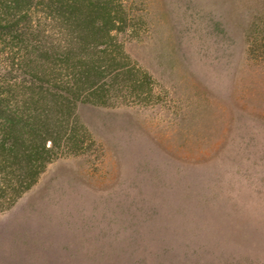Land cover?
<instances>
[{"label":"rangeland","instance_id":"rangeland-1","mask_svg":"<svg viewBox=\"0 0 264 264\" xmlns=\"http://www.w3.org/2000/svg\"><path fill=\"white\" fill-rule=\"evenodd\" d=\"M8 1L2 23L40 6ZM79 1L76 19L104 29L60 42L42 20L38 35L95 67L111 35L125 67H30L50 81L34 104L53 107L58 150L29 189L2 194L0 264H264V0ZM11 61L0 44V74ZM10 160L2 175L19 178Z\"/></svg>","mask_w":264,"mask_h":264},{"label":"trees","instance_id":"trees-1","mask_svg":"<svg viewBox=\"0 0 264 264\" xmlns=\"http://www.w3.org/2000/svg\"><path fill=\"white\" fill-rule=\"evenodd\" d=\"M8 3V7L13 9L15 4H12V0L8 1ZM38 3L39 7L35 6L37 8L34 7L35 9L33 8L29 11L27 9L23 12L15 10L10 18L3 19V23L0 22V44L9 52L12 60V67L6 65L5 72L0 74V179L2 180L3 178L5 180L3 185L0 182V198L2 194L8 192H11V194L13 192L18 196L29 189L42 172L45 164L51 161L52 156L49 153L58 150L57 139L47 128L48 117L53 111V107L50 106L48 109L40 110L42 106L40 105L41 107H39L38 104H34V96L39 94V92L41 94L45 91L50 93V81L47 80L48 84L45 82L46 87H44V79L38 78L36 74H33V70L30 67H35L34 64L37 61L47 66V68L63 67L65 62H67V65L64 66L68 67L69 61L75 57L74 61L77 62L79 67L75 77L80 78L89 77L91 74L99 73V71L102 74L105 73L104 78H108L110 73L113 72L112 70H119L122 66L125 67L118 61L120 57H115L116 53L114 52L116 51L112 49L111 39L113 38L111 35L108 40L98 43L97 47L101 49L104 55L103 57H97V60L101 59L104 62L99 67L86 65L85 61L82 63L81 59L78 60L76 58L73 47H76L77 42H81L82 39L79 37L81 32H84L82 35L88 34L85 35L86 37H93V34L88 33V29L93 25H98L97 20L94 19L93 23L92 20H88V17H83L79 21L76 19L74 9L81 3L79 0H39ZM88 3L89 7L94 4V2L90 1ZM104 4L106 5L107 3L104 2ZM80 5L83 7V4ZM33 12L41 14L37 18L36 26L34 25V17H32L34 15ZM117 19L118 16L111 17L108 20L109 24L113 26L110 29L118 30L119 25L124 23L123 19ZM42 20L47 21V25L51 26V30H54V36H52L54 40L61 42L68 36L66 38L67 41L76 43L73 47L70 44L67 45L64 56L57 53L56 46L53 43H49L46 46L44 38L38 35L45 32L44 23L41 28ZM99 27L104 29V27ZM75 69H77L76 66ZM92 71L95 72L93 73ZM17 73H20V77H23L20 79ZM55 79L58 78L55 77ZM66 83L67 85L70 84L68 81ZM94 85L96 86V92L100 93L102 90H100V84L94 82ZM64 100L67 101L69 99L66 96ZM43 117H47V119H43ZM48 141H51L52 147H47ZM27 142L32 146L26 147L29 150L25 151L23 147L25 144L27 145ZM64 144L62 146L64 147L63 151L69 149L68 147L70 146ZM8 154L11 158H14L15 162L21 164L19 166H22L19 178H17L15 172H13L16 176L14 177L15 179L8 180L6 174L2 175V172L5 169L7 170L8 166L12 170L15 169L13 161L10 160L8 162ZM18 180H20V183L17 186ZM13 197L10 196L9 200H14Z\"/></svg>","mask_w":264,"mask_h":264}]
</instances>
